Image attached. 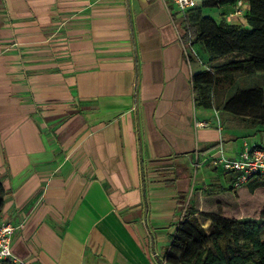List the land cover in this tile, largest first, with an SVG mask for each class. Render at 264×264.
I'll list each match as a JSON object with an SVG mask.
<instances>
[{"label": "crops", "instance_id": "0c3cea01", "mask_svg": "<svg viewBox=\"0 0 264 264\" xmlns=\"http://www.w3.org/2000/svg\"><path fill=\"white\" fill-rule=\"evenodd\" d=\"M176 22L163 0H0L2 221L24 223L14 255L168 264L182 203L229 188L210 155L220 143L230 157L244 139L264 145L262 127L202 107L192 87L194 73L244 56L210 63L194 43L200 68ZM239 79L227 98L254 87Z\"/></svg>", "mask_w": 264, "mask_h": 264}, {"label": "trees", "instance_id": "16d2710c", "mask_svg": "<svg viewBox=\"0 0 264 264\" xmlns=\"http://www.w3.org/2000/svg\"><path fill=\"white\" fill-rule=\"evenodd\" d=\"M240 1L246 4L243 16L248 28L217 21L204 12L224 6L235 11ZM178 22L184 40L194 38V43H200L208 52L210 63L232 54L244 56L221 65H210L193 74L192 87L199 105L223 109L247 126H260L264 131L263 87L238 89L227 98L228 91L235 85L237 72L251 69L264 74V0H199L186 19ZM221 93H224L223 101L218 102ZM248 185L240 188L229 185L228 189L216 194L198 189L194 200L188 204L184 201L181 210H185V216L178 226L167 263L264 264V175H259L256 180L253 178ZM246 186L248 188H244ZM241 193L259 199L255 210H250V204L241 198ZM5 196L0 180V222ZM201 200H204L203 210L199 208ZM247 213L253 216H240ZM197 215L211 220L210 233L206 232Z\"/></svg>", "mask_w": 264, "mask_h": 264}, {"label": "built area", "instance_id": "2783aa9c", "mask_svg": "<svg viewBox=\"0 0 264 264\" xmlns=\"http://www.w3.org/2000/svg\"><path fill=\"white\" fill-rule=\"evenodd\" d=\"M168 8L174 10L176 20L186 19L188 13L198 6L199 0H163ZM244 3L240 1L233 12L235 16L243 15ZM176 22L180 41L183 44L186 56L197 55L194 47V38L185 41L183 32L179 22ZM207 127L208 124H202ZM214 167H221L224 175H231L230 185L234 188H240L248 185L250 181L257 175H264V145L251 143L248 139H244L241 148L235 157L227 155L225 147L220 143L216 150L209 157ZM185 210L182 213L184 219ZM180 221V223H181ZM179 223V224H180ZM24 227V223H15L12 221L0 222V264H30L28 261L14 255L13 239L14 236Z\"/></svg>", "mask_w": 264, "mask_h": 264}, {"label": "rangeland", "instance_id": "374dc122", "mask_svg": "<svg viewBox=\"0 0 264 264\" xmlns=\"http://www.w3.org/2000/svg\"><path fill=\"white\" fill-rule=\"evenodd\" d=\"M244 5H246V4H244ZM233 11H234L233 9H231V8H229L227 6H224V7H221L219 9H206L205 14L211 15L217 21L224 20V21H226L228 23H233V24L244 23V16L243 15L235 16V15H233ZM190 60L192 62L198 63L200 68L201 67L205 68L208 65V60L201 53H198L195 56H191ZM236 77H240V79H239L240 82L239 83L241 85L243 83V85L252 84L253 86L262 85V87H264V74H260V73H257V74H254V75L237 74ZM223 97H224V93H221L219 95V99H217L218 102H220L223 99ZM250 135H254V133H250ZM259 138H261V137H259ZM258 176L259 175L254 177L255 180L258 179ZM252 184H254V181L252 182ZM244 188H248V187L246 186ZM240 195H241V198L246 203L250 204L249 205L250 210L251 211L255 210V208L257 207V205L260 202L259 199L258 198H254L253 199L252 197H250L246 193H241ZM230 196H233V194H230ZM262 197H264V192H262ZM262 206H263V204H262ZM240 216L241 217H251V216H253V214L252 213H247V214H241Z\"/></svg>", "mask_w": 264, "mask_h": 264}]
</instances>
